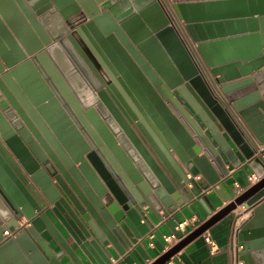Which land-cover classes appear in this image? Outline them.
Returning <instances> with one entry per match:
<instances>
[{
    "label": "water",
    "instance_id": "95a60500",
    "mask_svg": "<svg viewBox=\"0 0 264 264\" xmlns=\"http://www.w3.org/2000/svg\"><path fill=\"white\" fill-rule=\"evenodd\" d=\"M173 2L172 17L162 0H0V264L72 255L46 214L52 234L35 243L33 227L19 228L42 212L41 194H65L113 242L126 241L119 224L129 210L175 213L194 198L199 153L222 176L239 162L224 132L259 180L152 264L242 203L254 213L239 237L263 264L264 150L255 155L242 135L264 144V0ZM141 80L194 137L188 151Z\"/></svg>",
    "mask_w": 264,
    "mask_h": 264
},
{
    "label": "crops",
    "instance_id": "0c3cea01",
    "mask_svg": "<svg viewBox=\"0 0 264 264\" xmlns=\"http://www.w3.org/2000/svg\"><path fill=\"white\" fill-rule=\"evenodd\" d=\"M162 2L173 17L172 14L175 12L173 0H162ZM82 15L83 13H79L73 16L71 21L75 22ZM178 24L188 37L184 23L179 21ZM178 24L175 23L179 26ZM194 47L196 46L194 45ZM200 59L202 60V58ZM203 69V78L210 83L209 75L211 74L207 71L205 64ZM205 72L207 75L204 74ZM141 84H143L153 104L159 107L158 111L161 116L168 121L169 127L181 143L184 151H188L196 142L194 137L173 113L169 110L165 111L161 107L162 97L159 93L156 90L150 93L147 88L148 84L144 83L143 80H141ZM239 129L242 133L241 128ZM245 131H243V138L247 141L249 147L255 151V155H258L257 148L259 150L263 149V145L257 142L254 135L247 128H245ZM224 134L238 155L239 162L235 167L229 169V166H227L228 172L222 176L211 159L204 152L199 153L192 160L194 168L199 174L195 177L191 174L188 175V177L193 178V184L189 185L194 193L193 200L168 217H163L162 212L155 214L149 208L146 209L144 215L134 209L129 210L119 224L126 236V241L117 240L113 242L106 236H103L104 240L101 239L65 194L54 202L41 194L43 200L40 204L42 212H36L37 214L33 217L37 224L33 227V233H27L28 239L30 242L35 243L34 236L36 234L39 235L43 231L52 234L47 223L41 218L42 214H46L72 254L66 253L59 260L61 264H152L156 262L165 254L167 243L164 236L173 233L180 222L191 219V223L186 227L184 233L189 235L194 229L233 202L240 191H245L250 186L248 175L255 174V171L248 164L249 160L242 150L237 147L233 139L226 132ZM36 191H39V188ZM0 197L4 202L7 201H5L2 193H0ZM235 211L236 209L208 228L216 241V250L212 251L211 246L200 235L180 250L179 254L183 260L180 264H230V251L234 244L244 246L241 251L243 264H259L258 259L252 252L246 251V242L239 237L242 226L253 216L254 212L245 215V219L239 224V231L235 235ZM4 227L9 230L6 223H4ZM4 236H6L5 233ZM259 259L264 264V253L259 255Z\"/></svg>",
    "mask_w": 264,
    "mask_h": 264
},
{
    "label": "built area",
    "instance_id": "2783aa9c",
    "mask_svg": "<svg viewBox=\"0 0 264 264\" xmlns=\"http://www.w3.org/2000/svg\"><path fill=\"white\" fill-rule=\"evenodd\" d=\"M77 20H75V22H77ZM195 61L198 64V66H199V68L201 70V73L203 74V71H204V69H203V67H204L203 61L198 56L195 58ZM204 74H206V72ZM263 150H264V144H263ZM261 158L264 160V151L261 154ZM258 180H259V178L255 174L248 175V181L250 183V186L253 185L254 183H256ZM252 211H253V208L248 206L246 203H242V204L237 206L236 211H235V214H236L235 215L236 228H235V232H234L235 235L238 233L239 228H240L239 224L241 223V221H243L245 219V215L247 213H251ZM18 221H19V228L34 227L37 224V222H35L34 219H29V218H27L25 216L20 217V219ZM190 223H191V219L184 220V221L180 222L176 226V230L173 233L164 236V239H165V241L167 243V246H166V249H165V253H167L169 250L174 248L176 245H178L183 239H185L188 236L187 234H184V233H185V231L187 229L186 227ZM181 232H182V234H181ZM5 235H6V237L7 236H11L12 232L7 230V231H5ZM202 236L204 237L205 241L211 246L212 251L217 249L216 241L214 240V238H213L211 232L209 231V229L205 230L203 232ZM243 248H244V246L240 245V244H234L233 245V247H232V249L230 251V264H243V260L241 259V251L243 250ZM179 252H177V253L173 254L172 256H170L164 263L165 264H180V263H182L183 260H182V258L180 256ZM149 264H151V263H149Z\"/></svg>",
    "mask_w": 264,
    "mask_h": 264
},
{
    "label": "flooded vegetation",
    "instance_id": "af4514ba",
    "mask_svg": "<svg viewBox=\"0 0 264 264\" xmlns=\"http://www.w3.org/2000/svg\"><path fill=\"white\" fill-rule=\"evenodd\" d=\"M82 16H83V15H82ZM80 18H81V17H80ZM80 18H79V19H80ZM84 21H86V20H81L79 23H83Z\"/></svg>",
    "mask_w": 264,
    "mask_h": 264
},
{
    "label": "bare ground",
    "instance_id": "6f19581e",
    "mask_svg": "<svg viewBox=\"0 0 264 264\" xmlns=\"http://www.w3.org/2000/svg\"><path fill=\"white\" fill-rule=\"evenodd\" d=\"M138 77V76H137ZM150 93L152 92V91H150V90H148Z\"/></svg>",
    "mask_w": 264,
    "mask_h": 264
}]
</instances>
